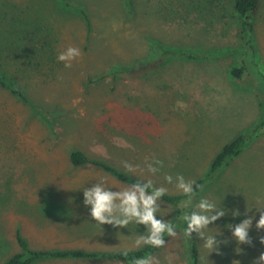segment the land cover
<instances>
[{"label":"rangeland","instance_id":"rangeland-1","mask_svg":"<svg viewBox=\"0 0 264 264\" xmlns=\"http://www.w3.org/2000/svg\"><path fill=\"white\" fill-rule=\"evenodd\" d=\"M72 1L67 7L62 0H0V77L27 100L0 86V264L23 253L18 235L38 252L118 254L147 247H133L143 226L102 229L90 219L84 187L105 176L117 188L127 184L99 167H74L75 151L131 177L125 163L146 168L162 160L157 175L140 178L169 187L175 197L181 195L165 184V175L206 181L224 149L250 133L242 154L199 196L226 197V206L241 212L245 204L260 206L258 199L264 204V0L252 45L236 0ZM69 46L82 57L65 68L57 55ZM162 50L198 59L163 57ZM242 60L252 75L245 84L232 75ZM144 66L134 75L122 72ZM167 205L175 209L165 217L173 223L177 209ZM244 218H222L209 226L211 233L230 236L224 225ZM250 236L253 246L241 245L237 253L232 241L209 260L196 240L199 264H254L264 253V230L258 233L255 221ZM152 256L161 264H190L191 252L180 231Z\"/></svg>","mask_w":264,"mask_h":264},{"label":"clouds","instance_id":"clouds-1","mask_svg":"<svg viewBox=\"0 0 264 264\" xmlns=\"http://www.w3.org/2000/svg\"><path fill=\"white\" fill-rule=\"evenodd\" d=\"M81 57V49L69 46L57 55V61L63 63L65 68H71L73 61ZM124 167L127 173L133 175L134 182L117 188L107 176L101 177L97 182L92 183L91 187L82 189L83 206L88 209V216L99 228L103 229L105 225H110L120 230L127 229L129 225L143 226V234L134 241L133 247L136 249L144 246L157 250L164 248L167 243L166 237L177 235V225L170 219H165L175 211L163 200L170 189L157 186L152 179L140 178L145 172L152 176L157 175L164 167V162L156 159L147 164L146 168L129 163H125ZM164 181L176 194L186 198L177 206L183 210L180 217L184 226L183 234L186 240L200 241V247L206 254L202 258L204 260H209L212 253L222 255V247L228 246L232 241L237 245L235 249L237 253L243 251L241 245L253 246L250 230L254 221L258 233L264 230V204L259 199L257 204L260 206L250 209L245 204V209L241 212L238 206H226L224 203L226 197L197 196L199 189L197 182L186 179L182 174L165 175ZM241 216L245 218L239 223L228 222L224 225L230 236L226 237L220 230L215 234L211 233L212 228L209 226L215 225L222 218L231 217L235 220ZM259 243L264 245V236L259 237ZM129 251L130 249H125L122 255L127 256ZM138 264H161V262L155 256H145L138 260ZM254 264H264V253L260 254Z\"/></svg>","mask_w":264,"mask_h":264},{"label":"trees","instance_id":"trees-1","mask_svg":"<svg viewBox=\"0 0 264 264\" xmlns=\"http://www.w3.org/2000/svg\"><path fill=\"white\" fill-rule=\"evenodd\" d=\"M63 4L67 7H72L74 5L72 0H62ZM262 10V0H236L235 1V11L238 17L242 20V27L245 34L248 36V44H253V36L255 32V20L260 15ZM163 57H187L190 60H197L196 56H187L185 54L174 53L168 50H162ZM148 69V66H144L142 68H124L122 70L123 74L134 75L140 71H145ZM232 75L236 81L239 83H244L245 79H249L252 75L250 73L249 66L246 60H242L241 64L238 68L234 69ZM0 86L5 89H9L14 95L19 96L23 101H27L24 94L17 89L8 85L4 78L0 77ZM262 86V85H261ZM264 90V84H263ZM256 96L261 98V91L257 92ZM260 105L264 108V100H259ZM264 130V122L261 125L260 129ZM250 133L240 137L238 140L234 141L230 145H228L224 151L218 156L216 159L210 174V178L206 181H200L197 184L199 185V189L196 193L197 196L202 192L203 188H205L206 184L209 183L212 176L217 175L223 167L229 165L234 159L242 154L244 149L247 146L249 139L251 138ZM71 163L74 167H81L83 165H92L94 167L102 168L103 170L109 172L114 176L118 181L124 184H130L134 182V178L128 174H125L117 169L111 167L110 165L102 162H98L90 159L85 154L80 151H75L71 155ZM186 199L183 196H170L167 195L163 198V200L177 209L176 219L174 220V224L177 225V232L183 233V223L180 220L181 215L183 214V210L178 205ZM184 235V234H183ZM172 237H166V241H168ZM18 241L20 246L23 249V253L16 255L12 260H10L7 264H35L41 260H85V259H109L112 261H117L124 264H138V260L145 256H152L157 253L159 250L152 249L150 247H145L138 252H129L127 256L122 255V253L118 254H95L88 253L83 251H32L29 248V244L18 235ZM189 249L191 252L190 264H199L200 255L199 249L196 241L187 240Z\"/></svg>","mask_w":264,"mask_h":264}]
</instances>
